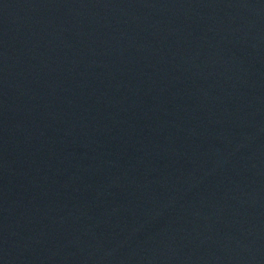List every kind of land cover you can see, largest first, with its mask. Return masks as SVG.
Wrapping results in <instances>:
<instances>
[{
    "label": "water",
    "instance_id": "95a60500",
    "mask_svg": "<svg viewBox=\"0 0 264 264\" xmlns=\"http://www.w3.org/2000/svg\"><path fill=\"white\" fill-rule=\"evenodd\" d=\"M0 264H264V0H0Z\"/></svg>",
    "mask_w": 264,
    "mask_h": 264
}]
</instances>
